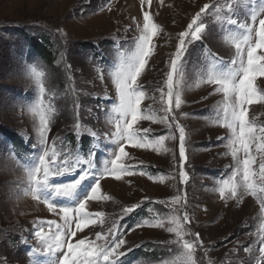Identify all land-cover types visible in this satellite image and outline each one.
Wrapping results in <instances>:
<instances>
[{
	"label": "rangeland",
	"instance_id": "1",
	"mask_svg": "<svg viewBox=\"0 0 264 264\" xmlns=\"http://www.w3.org/2000/svg\"><path fill=\"white\" fill-rule=\"evenodd\" d=\"M205 5L209 7L197 21L204 24L202 38H187L190 43L181 72L173 78L180 107L172 105L167 124L140 120L134 125L142 135L143 129H149V140L170 138L159 150L126 145L121 163L135 171L120 180L108 176L101 181L97 199L85 210L103 212V222L77 230L73 220L71 229L76 234L69 239L73 244L80 239L103 244L96 234L108 235L115 225L126 241L120 249L126 256L117 264H181L183 249L176 234L167 231L172 226L168 219L187 214L189 221L181 220L188 233L184 238L193 239L197 233L200 237L196 264H264L259 252L264 212L259 202L251 195L239 202L219 195L221 181L230 176L234 164L228 149L231 133L219 123L224 93L207 83L210 74L232 67L235 42L246 34L241 25L251 23L253 14L264 17V0H0V264H35L37 260L48 264L49 255L42 254L46 245L35 233L54 236L56 225L64 224L61 214L31 194L28 172L42 154V149L34 147L39 144V112L50 118L48 144L56 147L57 162L65 158L83 162L95 149L92 175L70 197L42 190L54 203L74 207L86 198L96 175L117 150L110 136L117 118L113 108L119 102L113 74L121 59L135 50L144 11L158 29L153 53L138 77L146 92L141 108L162 117L165 105L160 90L167 92V73L179 34L188 30ZM257 54L264 50L258 49ZM36 72L43 73L39 82ZM262 81L264 76H257L254 83L264 90ZM247 118L264 125V102L249 104ZM176 124L185 129L187 182L180 177ZM253 154L257 156L253 170L258 172L259 154L254 150ZM79 175L78 169L71 175L50 177V183L71 182ZM176 196L181 199L174 204ZM133 206L134 212L124 213ZM157 219L165 226H150ZM41 222H52V226ZM141 222L147 223L130 231ZM65 238L61 233V239ZM63 251L66 246L55 253L57 260Z\"/></svg>",
	"mask_w": 264,
	"mask_h": 264
},
{
	"label": "snow or ice",
	"instance_id": "2",
	"mask_svg": "<svg viewBox=\"0 0 264 264\" xmlns=\"http://www.w3.org/2000/svg\"><path fill=\"white\" fill-rule=\"evenodd\" d=\"M143 3L144 0H141ZM205 5L196 14L192 22L188 25V30L179 34V43L176 46L174 57L170 61V70L167 73V92H161V101L164 103V116L157 117L152 111L145 112L141 108V102L145 99L146 92L141 84H138V77L142 74L148 63L149 57L153 53L152 41L156 35L158 25L152 20L148 11L143 13V28L139 38L135 41V50L130 56L122 58L117 70L113 74L116 92L118 95V104L113 108L117 118L115 120V131L110 133L113 143L116 144V151L113 158H109L107 166L102 173L96 175L95 182L88 192L85 199L79 201L76 206H60L53 202L51 197L42 195V190H49L53 196L70 197L85 179L89 178L92 164L91 157L95 155V149H90L89 159L80 161L77 158L75 163L68 159L57 162L58 151L55 146H49L48 133L50 118L44 111L39 112V144L34 147L42 149V154L36 158V163L28 172L31 183V194L34 199L42 200L47 204L50 211L61 214L64 221L63 225H56L57 234L54 236L44 237L42 231L35 233L40 237L46 245V251L42 254L49 255L48 264H117L120 257L126 256V253L120 251L126 241L123 234H119L116 226L110 229L109 234L112 239L109 241L108 235L96 234L97 240H104L103 244H95L80 239L75 244L70 241V237L75 236V231L71 229V223L76 221V229L82 230L90 224L96 223L98 220L102 223L104 213L87 212L86 205L96 200L101 191V181L108 176H112L120 180L124 175H132L135 169L121 163V158L127 155L125 146L131 145L135 148H154L159 150L166 138L159 136L158 139L149 140L147 134L149 129H137L134 125L140 120H159L167 124L169 121V113L172 111V105L176 108L181 105L180 93L174 90V75L181 72V62L185 57L190 41H196L202 38L204 32V24L197 23L202 13L208 8ZM100 10H103L101 8ZM232 24L237 23L236 20L231 21ZM195 25V27H193ZM258 25V26H257ZM246 30L243 39L235 42L236 58L232 60V67L222 74H210L207 80L209 84H215L217 92L224 93V104L222 108V117L219 121L222 127L227 128L231 135L228 140V149L234 162L232 171L227 179L221 181L219 186V195L222 199H232L237 202L241 201L245 195H251L257 199L260 204L261 211L264 212V125H257L255 120L247 118V106L254 102H264V90L256 86L254 81L257 76H264V54H257V50H264V17L258 19L256 14L251 16V23L241 25ZM253 34L255 39H253ZM246 46V48L244 47ZM91 59V57H89ZM42 72H36L37 82L40 81ZM102 78V77H101ZM264 85V81L261 82ZM40 92H44L43 84H40ZM165 96L167 99L165 100ZM171 119L174 120V117ZM171 127V125H169ZM179 129L180 149L179 155L181 160L180 177L183 182H187V174L183 170V161L185 160V129L179 124L175 125ZM223 139V138H221ZM259 154V171L253 170V165L257 163ZM242 154V155H241ZM79 164V168H77ZM83 166V167H82ZM80 170L77 179L62 184H51L50 177H60L66 174L71 175L76 170ZM141 174H144L141 172ZM152 178V177H149ZM181 197L173 198V203H179ZM124 213L131 214L135 211V206L125 208ZM189 216L184 214L182 217L171 216L168 223L172 226L167 231L174 232L179 238L178 243L181 244L183 252L181 254V264H196L195 250L200 244L199 234H192L193 239H185V233L181 220L189 221ZM48 223L52 226V222ZM147 222H141L133 226L130 231L137 227L144 226ZM152 227H164V221L157 219L151 222ZM65 229L67 231H65ZM264 232V225L261 227ZM61 233L65 235V239H61ZM52 241V243H49ZM167 243V242H163ZM261 247L259 252L261 258L264 259V237L260 240ZM63 251L62 256L57 260L55 253ZM35 264H44L43 261L37 260Z\"/></svg>",
	"mask_w": 264,
	"mask_h": 264
},
{
	"label": "bare ground",
	"instance_id": "3",
	"mask_svg": "<svg viewBox=\"0 0 264 264\" xmlns=\"http://www.w3.org/2000/svg\"><path fill=\"white\" fill-rule=\"evenodd\" d=\"M133 4H134V3H133ZM44 205H45V204H44ZM44 205H43V206H44ZM47 207H48V206H47ZM28 210H29V209H28ZM34 211H35V209H34Z\"/></svg>",
	"mask_w": 264,
	"mask_h": 264
}]
</instances>
